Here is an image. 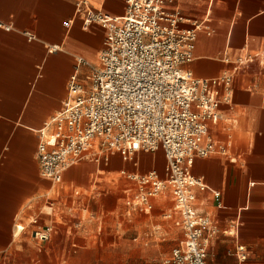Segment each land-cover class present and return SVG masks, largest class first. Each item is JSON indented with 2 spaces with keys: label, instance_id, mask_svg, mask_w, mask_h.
Returning <instances> with one entry per match:
<instances>
[{
  "label": "crops",
  "instance_id": "1",
  "mask_svg": "<svg viewBox=\"0 0 264 264\" xmlns=\"http://www.w3.org/2000/svg\"><path fill=\"white\" fill-rule=\"evenodd\" d=\"M88 8L123 17L126 0H0V264H101L95 247L132 229L149 241L157 236L151 228L163 225L158 218L181 236L176 245L183 238L164 218L169 191L150 213L124 216L127 175L156 171L165 178L162 150L127 161L109 153L71 167L59 184L40 173V131L62 110L70 76L86 81L105 45L101 25H85ZM166 8L204 26L182 70L202 79L233 74L232 102L220 106L208 131L228 156L197 158L191 169L207 187L197 192V210L218 229L207 261L264 264V0H169ZM34 219L52 227L48 241L34 239ZM132 246L110 264H168L175 247L165 256Z\"/></svg>",
  "mask_w": 264,
  "mask_h": 264
},
{
  "label": "built area",
  "instance_id": "2",
  "mask_svg": "<svg viewBox=\"0 0 264 264\" xmlns=\"http://www.w3.org/2000/svg\"><path fill=\"white\" fill-rule=\"evenodd\" d=\"M168 1L126 0L123 17L86 10L85 25L98 23L105 32L99 63L89 66L86 81L77 73L70 76L62 110L39 133L37 156L41 175L59 184L71 167L99 162L109 153L127 161L138 152L162 150L165 178L156 171L127 175L132 186L125 191L124 216L150 213L169 191L172 208L164 218L183 238L166 263L210 264L207 246L218 229L197 210V192L207 187L191 169L197 158L228 156L208 131L220 120V106L232 102L233 74L202 79L182 70L193 60L204 26L168 11ZM182 23L190 27L183 29ZM30 225L36 226L32 235L39 243L49 240L51 226L35 219Z\"/></svg>",
  "mask_w": 264,
  "mask_h": 264
},
{
  "label": "rangeland",
  "instance_id": "3",
  "mask_svg": "<svg viewBox=\"0 0 264 264\" xmlns=\"http://www.w3.org/2000/svg\"><path fill=\"white\" fill-rule=\"evenodd\" d=\"M82 215L86 220L92 217V213L89 209L84 211ZM156 220L160 221L163 225L156 224L151 228L153 233L157 234V236L154 235V238L149 239V241L143 240L142 237H139L141 235L139 231L132 229L129 232H124V234L121 232L120 235H122V238L120 239H114L111 236L107 238L100 248L95 247L102 251L101 264H110L111 261L115 259L114 255L117 252L128 249L130 245H133L134 247H132L136 250H155L167 256L181 236H176L175 233H173L171 225H168L163 219L158 218ZM162 236L165 237L162 238ZM136 239L137 241L134 242Z\"/></svg>",
  "mask_w": 264,
  "mask_h": 264
}]
</instances>
